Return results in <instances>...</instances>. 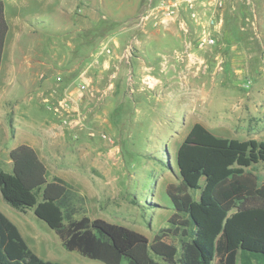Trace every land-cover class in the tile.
Wrapping results in <instances>:
<instances>
[{
    "label": "rangeland",
    "instance_id": "374dc122",
    "mask_svg": "<svg viewBox=\"0 0 264 264\" xmlns=\"http://www.w3.org/2000/svg\"><path fill=\"white\" fill-rule=\"evenodd\" d=\"M147 1L5 0L7 21L16 20L23 30L27 26L36 29L31 37L42 43L39 59L48 58L56 67V60L66 57L65 69L83 61V68L97 76V82L93 90H85L89 92L88 103L75 106L76 111L71 113L70 118L80 117V126L69 128L62 125L59 113L48 107L56 106L70 87L77 88L81 83L78 76H85L86 70L64 80L66 85L60 91L49 89L41 96L35 91L40 85L36 71L18 63L19 71L10 77L7 87L3 104L7 114L2 118L12 123L17 107H29L40 113L28 114L33 121H59L70 142L66 154L69 169L63 166L62 173L42 172L40 176L35 172L25 177L21 174L31 184L24 186L41 187L39 200H47L57 198L59 186L64 189L55 179L64 181L84 196L92 226L105 231L123 255L138 264H163L150 252L149 244L158 231L169 227L168 219L174 213L166 186L178 182L175 152L192 123L199 122L220 137L264 140V0H223L217 12L222 25L214 33L216 44L212 47L198 48L194 35L188 56L170 31L160 34L159 41L150 40L131 51L128 57L125 50L129 36L118 34L117 48L112 46L111 38L122 27L137 22L147 10ZM157 1L153 0L154 4ZM72 8L85 23V31L70 46L63 31L62 12ZM169 28L178 29L172 22ZM10 38L8 42L13 43ZM19 38L24 45L32 41L22 32ZM28 51L23 53L31 60L37 59ZM19 57L16 54L15 58ZM165 58V76L175 84L166 83L165 91L135 89L130 94L128 77L134 76L139 85L143 84L141 76L150 71L158 75V66ZM153 65L156 68L151 69ZM31 71L35 82L26 86L24 73L30 77ZM30 90L34 91L31 95L25 94ZM46 111L49 113L44 116ZM5 137L0 129V140ZM248 170L264 184L263 164ZM0 211L40 259L59 264H103L66 251L32 209L19 212L0 195Z\"/></svg>",
    "mask_w": 264,
    "mask_h": 264
},
{
    "label": "trees",
    "instance_id": "16d2710c",
    "mask_svg": "<svg viewBox=\"0 0 264 264\" xmlns=\"http://www.w3.org/2000/svg\"><path fill=\"white\" fill-rule=\"evenodd\" d=\"M9 27L0 0V65ZM178 182L166 186L174 213L158 231L150 252L163 264H264V184L248 170L264 165V140L213 134L193 123L177 146ZM40 176V171L37 173ZM60 193L39 200L41 187L0 169V195L13 209L33 210L68 252L103 264H138L93 227L84 196L55 179ZM0 264H59L44 261L27 246L17 227L0 211Z\"/></svg>",
    "mask_w": 264,
    "mask_h": 264
},
{
    "label": "crops",
    "instance_id": "0c3cea01",
    "mask_svg": "<svg viewBox=\"0 0 264 264\" xmlns=\"http://www.w3.org/2000/svg\"><path fill=\"white\" fill-rule=\"evenodd\" d=\"M1 1H3V3L5 2V0ZM44 1L48 3L49 0ZM73 10L74 9L72 8L70 10H63L62 12V16L64 19L63 31H65V34L67 35V40L69 41L68 44L70 46H72V43H74L72 41H79L80 33L82 31H85V23L82 22V19L79 16H75ZM4 16L6 22L8 23L9 30L5 38L0 65V129L3 136H6L2 140H0V169H4L6 170L5 172L8 173L16 174L20 178H23V175L21 174H24L25 177L33 172L37 173V171H40V173H47L51 171L62 173L63 169H65L63 168V166L69 169V160L66 154L69 149L70 142L69 140H67L68 134L65 133L64 128L61 126V124H59L60 122L58 121L57 123L52 119L33 121L29 118L30 113L40 114L39 112H36L33 108L29 107L24 110L20 107H17L18 110H15L14 119L12 123H10L6 119L2 118L3 115L7 114V109L3 107V104L7 95V91L9 90H7V87L10 84V77L15 74V72L19 71V68L17 69L16 64H26L27 69L36 71L34 75L37 77L36 81H40V85H37L35 91H40V95L43 96V94L49 89L56 92L60 91L61 86H63L64 88V85H66L65 81L70 80L71 75L84 69V62L81 61L82 64L74 65L70 68L65 69L64 67L66 57L64 56L62 60H56L57 62H59V64H56V67L54 66L52 60L48 58L39 59L40 57H42V55L39 54V52L41 51L42 43L39 41H35L31 37V35L35 36L36 29L33 30L32 27L27 26V28H24L25 30H23L22 26L19 25L16 20L12 23L7 21V17L5 14V4ZM170 31L179 39L182 44V48H185L183 40H185L186 36L184 33L180 32L178 29L174 31L169 27H156L152 23V21L146 22L143 26H137L133 24L122 27L119 30V33H116L115 36L111 38L112 46H115L116 48L119 47L120 40L117 36L120 33H125L129 36L128 46L131 47V51H135L141 46H146L147 42L150 40L159 41L160 34H169ZM21 32L23 36L28 37V40H32L28 43V45H24L21 43V40L19 38ZM10 35H14V38H10ZM9 38L11 40H14L13 43L8 42ZM128 46L126 48H128ZM51 49L55 51L57 50V48L53 45H51ZM24 50H29L31 54L33 52L34 55L32 54V57L37 59H29L28 55L23 53ZM16 54H19L21 58H15ZM159 55L160 54L157 52V56ZM164 61L165 62H163L161 66H158V75L155 76L151 73L152 71H150V73L148 72L147 74L141 76L139 80L143 84L139 85V82L135 80L134 76L128 77V84L130 86V88L128 89L129 93L133 94L135 92V89L139 91L151 92L165 91L167 90V85H174L175 82L170 83V78H166L165 76V67L167 63L166 58ZM43 67L47 68V71L45 73L40 69ZM87 67L89 68L90 66ZM154 68H156V66L153 65L151 69ZM85 70L86 69H84V71ZM25 74H28V72L24 73V85H26V83L29 84L32 81L35 82L32 71L30 77H26ZM78 77L80 78L79 81L81 83H85L87 88V90L85 89L86 91H89V88H91L92 90L94 89L93 84L97 82V80H95L97 76L95 77L89 75L88 72L85 76L82 75L81 77L79 75ZM166 83L169 84L166 85ZM136 85H139L138 88H136ZM70 88L71 90H69L68 93H65V95L68 94L73 100V108L76 110L75 106H79L80 104L87 102L88 99L86 96L89 95V92L87 93L85 92V90L80 92L73 86ZM32 92L34 91H26L25 94L31 95ZM48 110L51 111L49 107ZM46 112L47 113L43 112L44 116L49 113L48 111ZM12 132H14L13 136L11 135ZM51 164H55V166H51ZM237 264H240L239 258L237 259Z\"/></svg>",
    "mask_w": 264,
    "mask_h": 264
},
{
    "label": "built area",
    "instance_id": "2783aa9c",
    "mask_svg": "<svg viewBox=\"0 0 264 264\" xmlns=\"http://www.w3.org/2000/svg\"><path fill=\"white\" fill-rule=\"evenodd\" d=\"M222 3L223 0H158L155 5L153 0H148L147 10L139 16L135 25L143 26L146 22L152 21L156 27L167 28L169 23H175L178 30L186 36L183 40L184 50L189 56L190 50H193V34L198 38V48L212 47L216 44L214 33L218 32L222 25V19L217 12ZM125 53L129 57L131 47L128 46ZM77 89L80 92L84 91L85 83L78 84ZM73 104V100L66 94L56 106H49V109L59 113L63 126L76 128L80 126L81 119L78 115L76 118H70L71 113L76 111ZM102 137L106 138L104 135Z\"/></svg>",
    "mask_w": 264,
    "mask_h": 264
}]
</instances>
